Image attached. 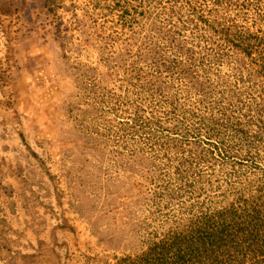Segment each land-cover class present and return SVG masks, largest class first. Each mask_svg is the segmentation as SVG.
Masks as SVG:
<instances>
[{
	"label": "rangeland",
	"instance_id": "obj_1",
	"mask_svg": "<svg viewBox=\"0 0 264 264\" xmlns=\"http://www.w3.org/2000/svg\"><path fill=\"white\" fill-rule=\"evenodd\" d=\"M144 1L145 16L142 8L132 9ZM195 1L200 13L215 8L213 0ZM232 3L220 10L222 17L241 30L264 29V0ZM170 4L0 0V264H154L143 257L145 238L160 240L181 207L223 205L242 190L264 187L263 144L250 150L230 136L229 156L196 165L185 179L188 188L170 207H155L153 185L112 156L114 140L125 141L117 129L133 103L152 108L158 126L174 116L163 100L128 88L121 76L104 78L102 56L122 49L132 35L124 15L144 22L135 25L138 31ZM103 36L113 37L107 50L100 47ZM92 75L103 87L98 95L78 87L91 85ZM92 105L98 115L83 112ZM151 125L158 138L142 135L138 141L158 155L161 172L167 166L156 142L165 135ZM172 157L174 168L180 158ZM158 177L155 185L180 186L175 175Z\"/></svg>",
	"mask_w": 264,
	"mask_h": 264
},
{
	"label": "trees",
	"instance_id": "obj_2",
	"mask_svg": "<svg viewBox=\"0 0 264 264\" xmlns=\"http://www.w3.org/2000/svg\"><path fill=\"white\" fill-rule=\"evenodd\" d=\"M213 1L215 8L207 15L198 12L195 0H171L163 16L138 31L133 30L135 25L144 22L124 15L132 35L122 49L102 56L107 67L104 78L121 76L128 88L163 100L174 116L167 118L166 126H158L151 121L155 119L152 108L133 103L128 119L117 129L126 135L125 141L118 138L113 144L112 156L153 185L150 201L155 207L174 205L179 193L188 188L185 179L196 165L212 162L217 155L228 157L229 136L250 150L255 143L264 146V29L241 30L236 21L219 14L222 8L233 6L232 0ZM146 2L132 9L139 13L142 8L140 14L145 16ZM130 10L126 8L125 13ZM98 39L103 50L113 42L112 36ZM92 77L91 85L83 81L78 87L98 95L103 87L96 75ZM97 111L95 105L83 110L94 115ZM152 123L165 135L156 142L167 166L161 172L158 155L148 153L138 141L142 135L152 142L158 138L150 133ZM173 155L180 158L174 168ZM162 172L175 175L180 186L155 185ZM179 212L160 240L145 238V260H155L154 264H264V187L248 193L242 190L223 205L191 202Z\"/></svg>",
	"mask_w": 264,
	"mask_h": 264
}]
</instances>
